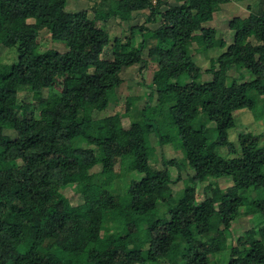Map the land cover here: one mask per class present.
<instances>
[{
	"label": "trees",
	"instance_id": "1",
	"mask_svg": "<svg viewBox=\"0 0 264 264\" xmlns=\"http://www.w3.org/2000/svg\"><path fill=\"white\" fill-rule=\"evenodd\" d=\"M227 1L109 0L106 12L89 18L85 10L67 11V0H0V46L16 54L13 62H0V194H13L9 205L0 201V264H264V146L249 131L236 142L228 137L235 112L256 110L264 95V0L229 20L233 39L224 48L205 24ZM138 10H149L146 21L159 25L124 28L128 37L115 39L111 59L103 58L110 38L97 21L128 22ZM28 19L36 29L24 27ZM42 29L65 43L63 57L40 50ZM193 45L208 67L194 60ZM146 48L157 57L154 88L169 120L148 116L146 107L139 116L129 114V128L121 114L95 119L121 85L122 69L142 62ZM231 68L245 69L251 79L230 78ZM204 73L211 78L203 80ZM44 89L56 98L44 97ZM21 90L32 94L38 116L26 115ZM151 134L159 143L176 135L187 168L178 159L153 167ZM79 155L98 183L85 185L83 201L70 205L65 181L79 173ZM122 156L125 195L114 185ZM167 165L177 167L179 180L183 173L193 180L175 205ZM202 181L208 182L197 200ZM221 195L228 197L217 201ZM245 195L256 224L220 248L222 234L246 206ZM180 234L190 247L179 260ZM71 239L78 241L74 247L62 246Z\"/></svg>",
	"mask_w": 264,
	"mask_h": 264
},
{
	"label": "rangeland",
	"instance_id": "2",
	"mask_svg": "<svg viewBox=\"0 0 264 264\" xmlns=\"http://www.w3.org/2000/svg\"><path fill=\"white\" fill-rule=\"evenodd\" d=\"M259 0H228L218 6L215 17L210 22L206 23L205 26L214 28L216 30L217 40L222 39L225 42L224 48L231 43L233 39V32L228 27L229 20L234 16H247L248 8L247 6L253 2L255 4ZM169 4H179L177 0H166ZM252 4V5H253ZM109 7V0H67L65 9L67 11H79L85 10L89 18H93L96 12H106ZM165 7H162V9ZM149 15V10H138L132 13L131 21L124 22L118 17H111L106 21H97V25L103 30L109 33L110 42L102 52V57L105 59H111L112 57V47L115 39H119L124 42L128 37V33H123L124 28L128 26L144 25L151 28H156L159 23L147 22L146 18ZM146 21V22H145ZM26 29H36L35 23L32 19H28L24 23ZM139 37L136 35V39ZM254 42V39H251ZM37 42L39 48L42 52L56 51L59 56L63 57L66 51V46L64 42L53 41L50 37L48 30L42 29L37 31ZM196 45L190 48V53L194 55V60L200 64L203 68L209 66V61L204 58L201 53L196 51ZM216 52H210L209 55H214ZM207 55V56H209ZM15 52L13 49L4 48L0 46V62L1 63H11L15 60ZM142 58L144 59L139 64H135L129 67H124L121 71L122 83L120 86L115 87L109 95V103L105 109L99 112H94L93 117L95 119L121 114L122 125L124 128H129L132 117L139 116L140 111L146 107L147 115L154 116L163 121L169 120L168 109L165 105H161L157 101V96L154 88V79L157 70V57L150 55L148 49H144L142 52ZM230 78H236L244 81L251 79L250 74L243 68H231L228 71ZM211 75L204 73L202 75L203 80L210 79ZM44 97L56 98V93L54 90L44 89ZM18 99L23 102L26 110V115L29 116L30 113L35 116L39 115V110L37 102L33 101L32 94L29 91L21 90L18 94ZM127 107L129 113L127 112ZM21 115L23 110L18 111ZM133 114L131 115L129 114ZM205 121L206 118L203 117ZM211 129V128H210ZM252 132L254 135L260 137L261 144L264 146V95L259 97L257 101V109L254 111L248 109H240L235 112V127L231 128L228 133L229 140L236 142L238 136L244 132ZM3 133L12 138L15 137V132L9 129L3 130ZM163 135L167 134L164 130L161 132ZM169 134H172L171 132ZM210 134H214V130L211 129ZM153 135V134H151ZM150 154L153 156L152 166L156 168H161L164 166V162L170 159H178L187 168L186 162L184 161V151L180 145V141L176 135H172L168 143H159L157 138L153 135L147 138ZM1 142V140H0ZM224 154V153H223ZM225 155V154H224ZM80 171L75 176L68 178L65 181L64 192L67 197V203L70 205H77L83 201L82 190L83 187L92 182H97L95 178H89V175L84 170V160L82 156H77ZM127 161L126 156H122L116 162L114 168V185L116 193L124 194V182L120 177V173L125 166ZM2 160L0 159V165H2ZM169 178L172 182V192L173 197L170 202L175 205V199L183 189L189 185L193 184V180L187 177V173L182 174V180L178 179V169L175 166L167 165ZM95 170H98L97 168ZM208 181H202L198 184V194L197 200H201L203 196L204 186ZM98 183V182H97ZM248 193L251 194V188L248 189ZM227 195H221L216 198L217 201L227 199ZM246 197L247 203L244 209L240 212L239 218L232 219L231 228L222 234V240L220 248H227L234 238L242 235L245 230H247L255 223V217H253V208ZM127 198V197H126ZM13 200V194L7 192L5 194H0V201L6 205H9ZM122 234L125 233L124 230L121 231ZM179 246L175 250L177 258L180 260V256L189 250L190 243L186 234H180ZM29 241L26 242V244ZM76 239H71L69 244H63L66 249H70L77 244ZM217 260L213 259L210 264H214ZM181 263V262H180Z\"/></svg>",
	"mask_w": 264,
	"mask_h": 264
},
{
	"label": "built area",
	"instance_id": "3",
	"mask_svg": "<svg viewBox=\"0 0 264 264\" xmlns=\"http://www.w3.org/2000/svg\"><path fill=\"white\" fill-rule=\"evenodd\" d=\"M157 0H152L153 3H155Z\"/></svg>",
	"mask_w": 264,
	"mask_h": 264
},
{
	"label": "crops",
	"instance_id": "4",
	"mask_svg": "<svg viewBox=\"0 0 264 264\" xmlns=\"http://www.w3.org/2000/svg\"><path fill=\"white\" fill-rule=\"evenodd\" d=\"M248 12H249V10H248Z\"/></svg>",
	"mask_w": 264,
	"mask_h": 264
}]
</instances>
